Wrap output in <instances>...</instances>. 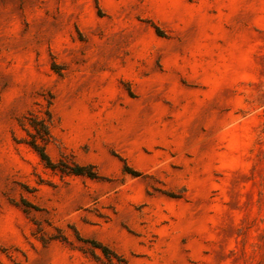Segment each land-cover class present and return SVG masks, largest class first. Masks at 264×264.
Returning <instances> with one entry per match:
<instances>
[{
    "label": "rangeland",
    "instance_id": "obj_1",
    "mask_svg": "<svg viewBox=\"0 0 264 264\" xmlns=\"http://www.w3.org/2000/svg\"><path fill=\"white\" fill-rule=\"evenodd\" d=\"M110 261L264 264V0H0V264Z\"/></svg>",
    "mask_w": 264,
    "mask_h": 264
},
{
    "label": "trees",
    "instance_id": "obj_2",
    "mask_svg": "<svg viewBox=\"0 0 264 264\" xmlns=\"http://www.w3.org/2000/svg\"><path fill=\"white\" fill-rule=\"evenodd\" d=\"M48 117H49V112H48ZM47 120L48 118L38 117L31 114V116H29L28 123L34 131L30 132V130H28L30 138L26 139L25 141L40 155L41 159L44 161V163L47 166L51 167L52 169H55L57 167V164L51 160L45 148L46 140L49 135V124ZM21 124L24 125L23 122H21ZM84 167L86 166L76 164L74 166L73 172L77 174L86 173L87 175L92 176L93 175L92 172H84L83 170ZM109 264H115V263L110 261Z\"/></svg>",
    "mask_w": 264,
    "mask_h": 264
}]
</instances>
